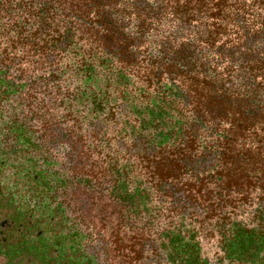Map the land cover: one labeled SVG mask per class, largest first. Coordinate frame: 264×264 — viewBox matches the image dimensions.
<instances>
[{"label":"trees","instance_id":"trees-1","mask_svg":"<svg viewBox=\"0 0 264 264\" xmlns=\"http://www.w3.org/2000/svg\"><path fill=\"white\" fill-rule=\"evenodd\" d=\"M18 244L264 264V0H0V264Z\"/></svg>","mask_w":264,"mask_h":264},{"label":"rangeland","instance_id":"rangeland-1","mask_svg":"<svg viewBox=\"0 0 264 264\" xmlns=\"http://www.w3.org/2000/svg\"><path fill=\"white\" fill-rule=\"evenodd\" d=\"M20 239H21V243H22L24 241V239H22V238H20ZM15 246H16L15 250H17V254L13 259L16 261L15 264H47L46 260L43 259L42 257H40L41 256L40 253H37L36 251H32V253H31L28 248H22L21 247L22 244H18ZM19 247H20V251L18 252Z\"/></svg>","mask_w":264,"mask_h":264}]
</instances>
